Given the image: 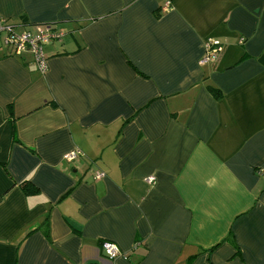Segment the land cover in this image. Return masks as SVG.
<instances>
[{
    "label": "crops",
    "instance_id": "1",
    "mask_svg": "<svg viewBox=\"0 0 264 264\" xmlns=\"http://www.w3.org/2000/svg\"><path fill=\"white\" fill-rule=\"evenodd\" d=\"M49 23L44 74L0 34V264H264V0H0Z\"/></svg>",
    "mask_w": 264,
    "mask_h": 264
},
{
    "label": "built area",
    "instance_id": "2",
    "mask_svg": "<svg viewBox=\"0 0 264 264\" xmlns=\"http://www.w3.org/2000/svg\"><path fill=\"white\" fill-rule=\"evenodd\" d=\"M4 33V43L12 48L13 54L21 55L29 52L33 64L38 72L44 74L48 69L47 57L44 53L45 45L52 41L60 40L63 33L52 24H39L31 29L17 32L12 26L0 25V34ZM242 40V39H241ZM223 43L214 37H207L203 41V53L199 60L200 64L215 63L223 51ZM79 154L78 150L65 153L63 158L67 161L74 160ZM103 173L99 170L94 172V178L100 179ZM104 256L114 258L121 255L117 245L110 241L101 243Z\"/></svg>",
    "mask_w": 264,
    "mask_h": 264
}]
</instances>
